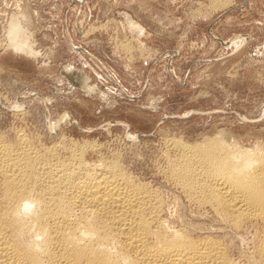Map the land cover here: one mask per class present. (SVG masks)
Here are the masks:
<instances>
[{"label": "rangeland", "instance_id": "obj_1", "mask_svg": "<svg viewBox=\"0 0 264 264\" xmlns=\"http://www.w3.org/2000/svg\"><path fill=\"white\" fill-rule=\"evenodd\" d=\"M0 133L48 158L94 143L87 159L156 190L166 223L212 234L248 264L260 226L236 229L189 201L166 140L264 143V0H0Z\"/></svg>", "mask_w": 264, "mask_h": 264}, {"label": "bare ground", "instance_id": "obj_2", "mask_svg": "<svg viewBox=\"0 0 264 264\" xmlns=\"http://www.w3.org/2000/svg\"><path fill=\"white\" fill-rule=\"evenodd\" d=\"M15 43V53L37 56ZM225 135L196 144L166 140L180 155L169 163L170 177L189 201L209 205L234 228L259 225L261 244L248 264H260L264 143L246 147ZM17 140L10 144L0 136V264H245L214 235L166 223L156 190H147L113 160L87 159L94 143H73L71 156L52 159L50 149L42 154L26 136Z\"/></svg>", "mask_w": 264, "mask_h": 264}, {"label": "water", "instance_id": "obj_3", "mask_svg": "<svg viewBox=\"0 0 264 264\" xmlns=\"http://www.w3.org/2000/svg\"><path fill=\"white\" fill-rule=\"evenodd\" d=\"M66 73H67V75H69V76H70L72 72L68 71V72H66Z\"/></svg>", "mask_w": 264, "mask_h": 264}]
</instances>
